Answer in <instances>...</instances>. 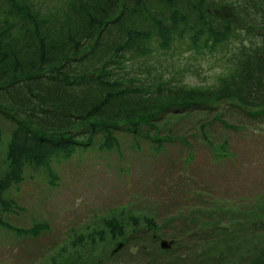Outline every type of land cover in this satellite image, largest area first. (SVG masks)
I'll use <instances>...</instances> for the list:
<instances>
[{"label": "trees", "instance_id": "trees-1", "mask_svg": "<svg viewBox=\"0 0 264 264\" xmlns=\"http://www.w3.org/2000/svg\"><path fill=\"white\" fill-rule=\"evenodd\" d=\"M56 1L62 4L45 10L41 0H0V6L7 7L6 13L0 14V116L16 125L0 176V205L4 210L22 208L7 192L23 181L25 169L46 167L53 176L54 155L62 153L70 158L78 149H119L115 132L125 131L152 138L155 149H160L164 140L173 138L160 131L157 122L162 118L169 122L172 116L183 117L193 108L222 100H236L242 108L264 107V49L237 46L241 41L238 35L232 38L236 48L229 59L221 57L225 69L216 84L175 81L173 85L172 80L140 83V77L122 72L135 55L142 60L141 56L150 54L154 42L165 50L172 47L176 37L185 39L186 33H190L195 49L225 40L224 31L207 29L211 26L198 14L201 0ZM193 12L198 16L191 24ZM181 24L191 30L186 32ZM210 107L201 110L209 111ZM174 163L184 165L182 158ZM243 213L244 221L235 222L246 223L245 228L234 224V231L228 233L215 225L213 236L196 238L191 233L200 227H189L178 234L183 251L159 250L170 255L168 264L182 253L187 257L201 249L198 260L203 264L211 252L215 256L209 264H264V203ZM150 217H144L143 222L154 231L156 222ZM117 219H105L107 226L116 232L119 224L117 232L124 236L120 238L129 243L140 225L125 231ZM4 226L10 224L0 215V227ZM141 236L147 238L145 231ZM215 244L251 253L244 260L229 259L223 252L214 251ZM140 251L148 252L145 247ZM79 261L71 255L62 264Z\"/></svg>", "mask_w": 264, "mask_h": 264}, {"label": "rangeland", "instance_id": "rangeland-1", "mask_svg": "<svg viewBox=\"0 0 264 264\" xmlns=\"http://www.w3.org/2000/svg\"><path fill=\"white\" fill-rule=\"evenodd\" d=\"M41 1L45 10L62 4ZM6 8L0 6L1 15ZM197 16L193 12L189 22L195 23ZM184 29L191 30L186 25ZM176 38L170 49L152 43L150 54L142 60L135 55L122 72L140 77V83L216 84L225 69L221 57L229 59L235 50L231 40L195 49L190 33ZM208 106L209 111L201 110ZM244 107L236 100H222L198 110L188 108L183 117L172 116L169 122L162 118L157 122L160 131L173 138L164 140L160 149L145 135L115 132L119 149H78L70 158L54 155L53 176L46 167H28L23 181L7 192L22 208L13 206L15 211L8 212L0 205V215L10 224L0 227V264H62L71 255L80 259L79 264H168L170 255L159 250L160 240L153 234L174 239L172 251L181 252L178 234L186 228L199 226L191 233L196 238L213 236L215 225L228 233L234 224L245 228L246 223L235 220L244 221L243 211L264 203V107ZM216 115L219 118L214 119ZM15 126L0 116V176ZM169 130L174 131L165 132ZM178 158L184 165L174 163ZM146 216L156 222L154 231L143 222ZM112 217H118L125 231L140 225L133 240L126 243L120 238L124 236L117 232L119 224L112 232L107 226ZM144 231L147 238L141 236ZM123 241L125 246L111 255ZM142 247L148 252L140 251ZM213 249L237 260L251 253L225 244ZM202 252L187 257L182 253L171 263L203 264L198 260ZM214 256L211 252L203 258L205 264L213 263Z\"/></svg>", "mask_w": 264, "mask_h": 264}, {"label": "flooded vegetation", "instance_id": "flooded-vegetation-1", "mask_svg": "<svg viewBox=\"0 0 264 264\" xmlns=\"http://www.w3.org/2000/svg\"><path fill=\"white\" fill-rule=\"evenodd\" d=\"M200 3L198 14L203 15L207 23L250 34L252 37H245L243 46L255 50L264 49V0H201ZM222 7H229L240 19L239 22L216 17L214 10Z\"/></svg>", "mask_w": 264, "mask_h": 264}, {"label": "water", "instance_id": "water-1", "mask_svg": "<svg viewBox=\"0 0 264 264\" xmlns=\"http://www.w3.org/2000/svg\"><path fill=\"white\" fill-rule=\"evenodd\" d=\"M215 13L217 16L225 18V19H229V20L236 21V22L239 20L236 16L232 14L231 9L229 7L216 9ZM172 244H173V240H168L166 238L160 239V246L163 249H170L172 247ZM122 246H123V243L119 244L118 247L113 250L112 254L119 251L122 248Z\"/></svg>", "mask_w": 264, "mask_h": 264}]
</instances>
